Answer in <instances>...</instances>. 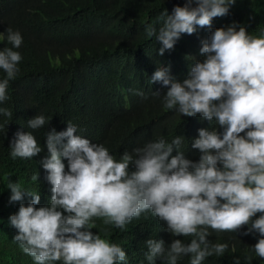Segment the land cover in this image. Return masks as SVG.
Wrapping results in <instances>:
<instances>
[{
	"label": "clouds",
	"instance_id": "obj_1",
	"mask_svg": "<svg viewBox=\"0 0 264 264\" xmlns=\"http://www.w3.org/2000/svg\"><path fill=\"white\" fill-rule=\"evenodd\" d=\"M235 3L186 0L171 15L167 10L161 13L158 32L146 24L145 37H155L163 56L182 34H194L197 26L211 28L213 18L227 16ZM4 39L13 47L0 49V70L6 74L0 79V104L10 99L9 82L19 74L22 60L13 50L22 45L21 33L9 27L6 35L0 33V40ZM200 54L203 61L186 58L193 65L182 83L170 75V68L160 67L149 81L167 89L162 97L165 109L215 120L224 129L223 133L215 128L199 130V138L192 142L201 153L198 162L185 158L180 151L184 138L179 136L170 143L163 137L149 141L117 159L103 144L77 135V127L69 121L64 131L53 128L44 133L48 156L40 164L51 185L49 206L37 208L40 194L5 176L9 204L19 202L17 213L9 217L17 233L13 242L35 264H125L127 254L120 245L91 231L96 228L95 218L124 229L144 213L166 224L173 237L190 240L186 244L173 239L166 248L163 240L148 239V264H155L157 258L178 264L183 257H189L190 264H202L205 258L220 257L228 245L207 239L209 229L236 233L245 226L244 235L258 233L252 249L264 260V31L252 35L235 23L218 28L202 41ZM12 116L10 109L0 107V117ZM46 124L41 114L27 122L32 130ZM9 149L12 159H31L43 151L30 131L15 133ZM33 178L38 180V174ZM25 197L31 198L27 205ZM257 213L261 215L253 219ZM234 264H241L240 259Z\"/></svg>",
	"mask_w": 264,
	"mask_h": 264
},
{
	"label": "trees",
	"instance_id": "obj_2",
	"mask_svg": "<svg viewBox=\"0 0 264 264\" xmlns=\"http://www.w3.org/2000/svg\"><path fill=\"white\" fill-rule=\"evenodd\" d=\"M186 0H0V33L11 27L19 31L23 42L18 51L22 60L17 77L9 82L10 99L0 107L8 108L13 116L0 117V264H35L13 242L16 230L9 217L17 213L19 202L9 204L7 181L20 182L30 191L40 194L37 208L50 205L51 185L40 161L48 156L44 133L55 129L66 130L67 122L77 127V135L93 143L103 144L111 155L120 158L125 151L143 147L149 141L163 137L169 143L176 136L183 137L180 151L185 158L198 162L201 153L192 148L199 138V130L224 129L200 115L180 116L163 107L162 97L167 89L157 82L150 84L154 72L170 68V75L183 82L188 78L190 66L203 61L200 54L202 41L218 29L243 26L252 35L264 31V0H236L225 17L213 18L211 28L197 29L194 34H182L175 47L160 56L161 44L155 37L146 38L144 27L152 24L157 32L162 26L159 19L167 10L172 14L176 6L183 7ZM195 6V5H194ZM239 27H237V31ZM13 46L0 40V49ZM0 70V79L5 78ZM143 91L144 95H137ZM159 92L160 96L153 93ZM44 115L49 123L32 130L27 122ZM18 131H30L43 151L31 159L10 156V142ZM247 131V130H246ZM244 136L245 133H241ZM66 143V141H65ZM177 152L174 150L173 155ZM67 172V161L64 160ZM38 174V180L33 177ZM25 197L24 203L30 201ZM67 215V213H65ZM257 213L253 219L259 218ZM93 234H100L122 247L127 254L125 264H148L145 259L146 241L163 240L167 248L173 239L184 243L190 240L173 237L166 224L144 213L124 229L105 225L95 218ZM245 226L235 232H215L207 238L213 243H226L228 249L220 256L205 258L202 264H264L252 247L260 238L258 233L244 235ZM62 264V262H56ZM155 264H164L157 258ZM178 264H190L183 257Z\"/></svg>",
	"mask_w": 264,
	"mask_h": 264
}]
</instances>
